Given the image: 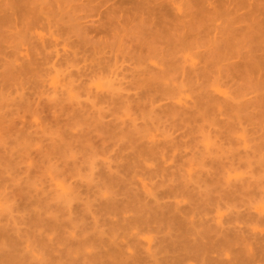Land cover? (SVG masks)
<instances>
[{
  "label": "rangeland",
  "instance_id": "rangeland-1",
  "mask_svg": "<svg viewBox=\"0 0 264 264\" xmlns=\"http://www.w3.org/2000/svg\"><path fill=\"white\" fill-rule=\"evenodd\" d=\"M262 2L0 0V264H264Z\"/></svg>",
  "mask_w": 264,
  "mask_h": 264
},
{
  "label": "bare ground",
  "instance_id": "bare-ground-1",
  "mask_svg": "<svg viewBox=\"0 0 264 264\" xmlns=\"http://www.w3.org/2000/svg\"><path fill=\"white\" fill-rule=\"evenodd\" d=\"M197 1H198V0H197ZM199 3H200V2H199ZM260 3H261V2H260ZM262 3H263V5H264V2H262ZM261 5H262V4H261ZM260 7H261V6H260ZM176 9H178V7H176ZM179 9H180V8H179ZM177 12H178V11H177ZM260 15H261V14H260ZM263 18H264V17H263ZM225 27H226V26H225ZM228 27H229V26H228ZM227 29H228V28H227ZM230 29H231V28H230ZM220 30H221V29H220ZM219 34H220V32H219ZM186 60H187V59H186ZM186 63H187V62H186ZM58 85H59V84H58ZM100 85H101V84H100ZM100 85L98 84L97 87H96V89L98 88V86H99L100 89H102V88L100 87ZM53 86H54V85H52V87H53ZM57 87H58V86L56 85V86L54 87V89H56ZM102 87H103V86H102ZM50 88H51V87H50ZM99 88H98V89H99ZM100 89H99V90H100ZM68 94H69V95H68ZM67 95L70 97V93H69V92H67ZM70 98H71V97H70ZM181 99H182V98H181ZM184 99H185V98H184ZM205 147H206V146H205ZM233 179H234V178H233ZM57 187L60 188V185H59V186L57 185ZM57 190H59V189L57 188ZM62 191H63V189H62ZM60 192H61V189H60Z\"/></svg>",
  "mask_w": 264,
  "mask_h": 264
}]
</instances>
